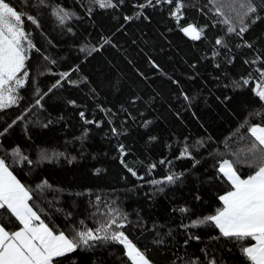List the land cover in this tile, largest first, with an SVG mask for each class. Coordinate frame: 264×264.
<instances>
[{
    "label": "trees",
    "instance_id": "obj_1",
    "mask_svg": "<svg viewBox=\"0 0 264 264\" xmlns=\"http://www.w3.org/2000/svg\"><path fill=\"white\" fill-rule=\"evenodd\" d=\"M249 2L183 0L177 24L175 0H113L116 7L103 9L93 0H10L39 27L24 17L36 48L18 103L0 110V132L8 129L0 157L50 227L72 236L119 213L127 219L118 230L151 264H248L240 243L214 225H185L222 207L218 198L230 185L219 162L233 161L242 178L259 163L248 129L264 127V101L253 91L264 68V0H253L257 12L245 16L240 5ZM57 7L75 15L61 24ZM189 24L204 29L201 39L181 31ZM241 26L247 30L237 35ZM17 146L31 165L14 162ZM186 146L190 155L180 157ZM169 174L178 179L168 183ZM0 223L17 222L0 210ZM90 243L58 258L61 264H131L122 245Z\"/></svg>",
    "mask_w": 264,
    "mask_h": 264
},
{
    "label": "snow or ice",
    "instance_id": "obj_2",
    "mask_svg": "<svg viewBox=\"0 0 264 264\" xmlns=\"http://www.w3.org/2000/svg\"><path fill=\"white\" fill-rule=\"evenodd\" d=\"M44 2L45 0H40L41 4ZM93 2L102 9L117 6L113 0H93ZM151 2L152 0H148L149 5ZM165 2L172 4L173 0H165ZM139 7L143 8L145 5L141 4ZM240 7L246 9L245 16L257 12V8L253 6V0L246 5L241 4ZM183 8V0H175V8L171 15L175 17L177 24L183 18ZM216 11L219 13L220 10ZM52 14L61 24L75 15L62 7L54 9ZM24 17L39 27L35 17L17 11L10 0H0V110L18 103L20 99L18 90L25 86L28 77L26 70L28 53L36 48L30 39V34L24 28ZM125 19H131V17H125ZM224 22L230 23L228 20ZM246 30V26H241L237 35ZM181 31L191 39L199 40L204 29H197L195 25L189 24L182 26ZM227 31L236 32V28L229 26ZM215 43L222 45L223 41L217 39ZM36 50L39 51V49ZM52 62L55 63V61ZM256 71L259 74V82L255 84L253 91L261 101H264V68H258ZM68 75V73H63L61 77L66 79ZM249 82V79H244L243 85H248ZM234 83L237 87L241 86L239 81ZM59 84L60 81H57L53 87ZM36 105H40V99L36 100ZM80 115L84 117L83 112ZM85 123H93V121L85 120ZM7 130L6 128L4 132H0V136ZM248 130L259 145L257 147L254 143L250 149L253 157L259 161L258 165L249 175L242 178L233 161L223 159L219 162L218 172L230 185L229 190L218 198L222 207L216 208L214 214L192 220L191 224L185 227H197L210 223L219 230L223 237L240 243L241 254L248 264H264V127L255 125ZM112 131L116 133L115 128ZM120 151L123 155V145H120ZM11 155L14 157V162L26 161L29 165L33 163L28 156L22 154L18 146L12 149ZM185 155H190L187 146L181 151L180 157ZM41 158L47 159V154L42 153ZM121 163H124L123 159ZM160 163L163 164L165 161L161 160ZM155 167V164L150 165L149 173ZM249 167L253 166L249 165ZM128 171L136 176V172L131 168ZM139 178L142 179V177ZM176 179L178 177L174 174L164 177L168 183H174ZM162 182L160 180L151 181L152 184ZM44 184L47 182L45 181ZM32 199L30 189L17 179L6 160L0 157V210L10 213L17 222L11 227L0 223V264H61L58 258L76 251L81 246L91 247L90 242L99 240L122 245L131 264H151L145 253L123 231L118 230L125 226L122 222L118 223V220H126V216L121 218L119 213H116L114 218L95 229H73V235L69 236L62 230L50 227L41 218L39 210L29 203ZM97 199L99 200V197ZM114 211L110 210V215ZM180 211L187 212L188 209L182 208ZM113 225L116 226L115 230ZM209 264H215V260H210Z\"/></svg>",
    "mask_w": 264,
    "mask_h": 264
},
{
    "label": "crops",
    "instance_id": "obj_3",
    "mask_svg": "<svg viewBox=\"0 0 264 264\" xmlns=\"http://www.w3.org/2000/svg\"><path fill=\"white\" fill-rule=\"evenodd\" d=\"M254 243V242H253Z\"/></svg>",
    "mask_w": 264,
    "mask_h": 264
}]
</instances>
